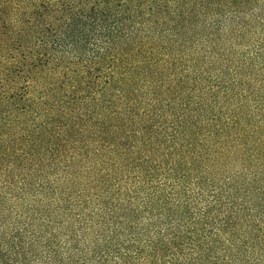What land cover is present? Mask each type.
<instances>
[{
	"label": "trees",
	"instance_id": "trees-1",
	"mask_svg": "<svg viewBox=\"0 0 264 264\" xmlns=\"http://www.w3.org/2000/svg\"><path fill=\"white\" fill-rule=\"evenodd\" d=\"M0 264H264V0H0Z\"/></svg>",
	"mask_w": 264,
	"mask_h": 264
}]
</instances>
